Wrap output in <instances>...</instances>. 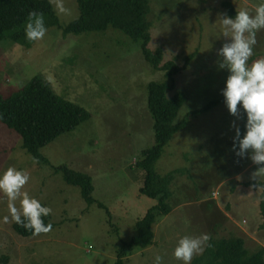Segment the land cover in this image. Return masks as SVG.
I'll list each match as a JSON object with an SVG mask.
<instances>
[{
	"label": "rangeland",
	"instance_id": "obj_1",
	"mask_svg": "<svg viewBox=\"0 0 264 264\" xmlns=\"http://www.w3.org/2000/svg\"><path fill=\"white\" fill-rule=\"evenodd\" d=\"M63 2L70 14L59 16L62 27L79 16L75 0ZM259 2L150 0L149 47L162 48L164 60L176 59L179 65L197 51L176 76V90L188 96L178 120L222 97L228 72L218 67V50L230 37L220 33L218 16L233 17L231 7L254 14ZM255 38L249 64L264 59V29ZM37 75L50 79L59 95L84 107L91 118L40 150L48 162L34 159L20 134L0 121V173L8 167L26 172L29 179L21 192L51 208L54 223L43 235L20 236L7 197L0 193V264H113L122 242L135 235L137 220L158 203L141 193L145 172L137 162L154 143L148 84L162 80L163 72L148 64L140 42L112 28L78 35L57 28L30 48L11 41L0 44L3 96ZM233 121L241 126L242 110L234 117L222 102L190 118L173 136L155 166L161 175L183 169L170 186L171 211L159 214L153 244L133 247L124 264H153L157 255L161 264H182L172 255L178 240L202 233L215 239L241 237L250 252L264 248L261 188L253 184L264 180V172L253 176L260 166L247 155H235ZM61 165L91 175L98 203L88 204L80 187L66 183L63 173L55 171ZM21 198L14 202L18 210ZM4 216H9L7 223Z\"/></svg>",
	"mask_w": 264,
	"mask_h": 264
},
{
	"label": "trees",
	"instance_id": "obj_2",
	"mask_svg": "<svg viewBox=\"0 0 264 264\" xmlns=\"http://www.w3.org/2000/svg\"><path fill=\"white\" fill-rule=\"evenodd\" d=\"M79 16L62 27L59 16L55 13L49 0H0V44L11 41L30 48L34 41H28L24 35V25L29 11L43 15L46 32L57 33L61 28L65 35H78L87 32H106L112 28L140 42L145 60L154 70L162 71L160 81L148 84L147 108L153 118L154 143L143 150L141 160L137 165L145 172L141 193L158 199V203L150 207L144 216L136 223V233L130 239L122 242L113 264H124L125 256L133 247L147 248L153 244V225L159 214H168L171 205L168 203L172 195L170 186L175 173L183 169L173 170L166 175L157 172L155 166L164 148L173 136L187 127L190 118L209 111L223 102V97L211 100L205 106L197 108L178 120L180 108L188 96L184 91L176 90V76L195 58L197 51L185 57V63L179 65L174 60H164L160 47L151 49V27L149 19L151 11L150 0H75ZM232 16L234 9L230 8ZM45 32V33H46ZM172 93V95H170ZM91 118V114L81 105L59 95L53 88L50 79L37 75L20 90L9 96L0 93V121L20 134L22 146L33 155L34 159L48 162L40 150L61 136L74 130L82 122ZM243 122L240 126L244 132ZM62 172L66 183L81 188L87 203H98L93 197V180L90 174L61 165L55 169ZM261 188L260 208L264 217V180L253 183ZM45 206L44 203H41ZM100 206L103 204L99 203ZM45 225L51 224L52 214L41 217ZM264 227V223L262 224ZM14 230L23 237L33 235L32 230H25L14 222ZM6 260L4 257L3 261ZM191 264H264V248L250 252L241 237L210 238L203 253L195 256Z\"/></svg>",
	"mask_w": 264,
	"mask_h": 264
},
{
	"label": "clouds",
	"instance_id": "obj_3",
	"mask_svg": "<svg viewBox=\"0 0 264 264\" xmlns=\"http://www.w3.org/2000/svg\"><path fill=\"white\" fill-rule=\"evenodd\" d=\"M49 4L53 5L58 16L70 14L63 0H49ZM218 18L220 33L230 37L218 50L222 58L218 67L228 72L220 93L228 113L239 118L242 110L245 118L243 134L235 121L230 125L235 131L232 149L236 156L244 158L247 155L253 164L260 166L253 173L254 176L257 172H264V59L255 60L251 64L248 61L257 43L256 32L264 29V0H260L254 14L241 9L233 17L220 14ZM45 32L43 15L29 11L24 25L25 39L38 41L44 37ZM28 179L26 172L8 167L0 173V193L7 197L13 222L25 230H32L33 235L47 233L51 230V224L45 225L41 217L48 216L51 208L42 206L36 198L21 192ZM18 197H22L19 210L14 203ZM2 220L7 223L9 216H4ZM209 239L206 233L195 237L183 236L178 240L172 255L182 264H191L194 255L203 253ZM161 260L157 255L153 264H161Z\"/></svg>",
	"mask_w": 264,
	"mask_h": 264
}]
</instances>
